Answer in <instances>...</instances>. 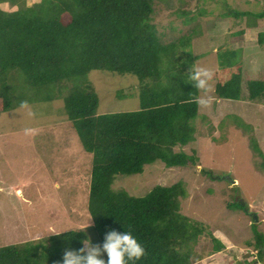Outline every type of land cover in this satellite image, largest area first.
I'll return each mask as SVG.
<instances>
[{"label":"trees","instance_id":"trees-1","mask_svg":"<svg viewBox=\"0 0 264 264\" xmlns=\"http://www.w3.org/2000/svg\"><path fill=\"white\" fill-rule=\"evenodd\" d=\"M24 1L0 0L17 6L0 8V113L21 101L61 97L62 113L82 148L91 153L87 211L92 224L88 230L1 245L0 264H57L65 248L78 249L85 236L99 242L108 228L130 230L139 238L145 255L137 264H192L197 256L188 243L203 234L212 243L205 255L225 247L205 224L180 211V198L186 196L182 181L154 185L142 196L111 186L116 175L140 173L155 160L166 167L196 162L195 152L173 149L194 139L197 98L204 91L194 88L187 73L200 54L179 51L189 48V34L178 42L161 41L151 16L155 0H39L28 6ZM226 14L264 18V10L231 9ZM232 33L242 36L245 29ZM256 41L264 46L263 30ZM239 50L225 46L216 53L218 69L211 71V79L218 73L224 76L215 83L218 98L236 100L243 95ZM92 70L135 76L138 108L99 112L98 94L86 78ZM246 91L250 101L264 96V79H247ZM250 145L264 156L255 138ZM228 208L247 210L242 201ZM251 226L260 255L264 236Z\"/></svg>","mask_w":264,"mask_h":264},{"label":"rangeland","instance_id":"rangeland-1","mask_svg":"<svg viewBox=\"0 0 264 264\" xmlns=\"http://www.w3.org/2000/svg\"><path fill=\"white\" fill-rule=\"evenodd\" d=\"M152 6V22L161 41L178 42L189 34V48L179 51L200 54L193 66L217 70V51L225 46L240 48L237 60L243 71V95L236 100L218 98L214 87L218 78H224L220 73L199 93L198 98L207 103H198L194 139L173 147L187 154L195 152L197 168L190 162L166 167L155 160L140 173L116 175L111 186L142 196L154 185L182 181L186 196L180 198V211L214 233L221 231L230 241L215 253V259L205 255L212 244L207 235L188 243L193 257L197 256L192 264H264V253L255 250L251 226L264 236V156L250 145L255 138L264 154V96L252 101L245 97L247 79H264V46L256 41L257 33L264 31V18L226 14L231 9L264 10V0H155ZM16 7L0 3L2 9ZM192 14L195 17L186 21ZM242 28L244 35H233ZM192 29L195 33H190ZM86 78L98 94L99 112L138 108L135 76L92 70ZM119 90L122 97H118ZM21 103L0 113V246L89 222L88 230L92 224L87 211L91 153L82 148L62 113L61 97ZM237 201L244 202L247 210L228 208Z\"/></svg>","mask_w":264,"mask_h":264},{"label":"clouds","instance_id":"clouds-1","mask_svg":"<svg viewBox=\"0 0 264 264\" xmlns=\"http://www.w3.org/2000/svg\"><path fill=\"white\" fill-rule=\"evenodd\" d=\"M187 73L188 81L193 83L195 89L205 91L208 89V81L212 75L208 69L191 65ZM197 102L206 104L207 100L197 98ZM190 164L195 165L191 162ZM88 225L89 222L74 229H66L83 230ZM144 255L145 248L132 231H118L115 228H108L103 234V239L99 242H93L90 237L85 236L81 240V247L78 249L65 248L62 253V260L57 264H137Z\"/></svg>","mask_w":264,"mask_h":264},{"label":"crops","instance_id":"crops-1","mask_svg":"<svg viewBox=\"0 0 264 264\" xmlns=\"http://www.w3.org/2000/svg\"><path fill=\"white\" fill-rule=\"evenodd\" d=\"M213 234L218 237L223 243H224V246L226 247L228 244L226 243H230V241L227 239V237L219 230L216 231V233L213 232ZM224 249V247L222 248ZM221 251V250H220ZM218 251V252H220ZM213 257L214 259L216 258L215 254H211L210 257Z\"/></svg>","mask_w":264,"mask_h":264},{"label":"water","instance_id":"water-1","mask_svg":"<svg viewBox=\"0 0 264 264\" xmlns=\"http://www.w3.org/2000/svg\"><path fill=\"white\" fill-rule=\"evenodd\" d=\"M193 166H194L195 168H197L196 165H193ZM224 178H225V179H228V180H229L230 182H232V183L234 182V180L229 179L228 176H226V175L224 176Z\"/></svg>","mask_w":264,"mask_h":264},{"label":"bare ground","instance_id":"bare-ground-1","mask_svg":"<svg viewBox=\"0 0 264 264\" xmlns=\"http://www.w3.org/2000/svg\"><path fill=\"white\" fill-rule=\"evenodd\" d=\"M18 190V189H17Z\"/></svg>","mask_w":264,"mask_h":264}]
</instances>
